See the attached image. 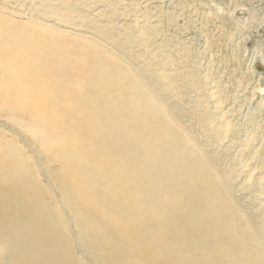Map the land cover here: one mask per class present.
Listing matches in <instances>:
<instances>
[{"label":"bare ground","instance_id":"1","mask_svg":"<svg viewBox=\"0 0 264 264\" xmlns=\"http://www.w3.org/2000/svg\"><path fill=\"white\" fill-rule=\"evenodd\" d=\"M6 16L0 114L38 149L80 248L101 264H264V208L236 198L249 157L225 171L201 141L211 129L185 127L118 56ZM167 73L164 92L175 91ZM19 145L0 133V264H84L63 206Z\"/></svg>","mask_w":264,"mask_h":264},{"label":"rangeland","instance_id":"2","mask_svg":"<svg viewBox=\"0 0 264 264\" xmlns=\"http://www.w3.org/2000/svg\"><path fill=\"white\" fill-rule=\"evenodd\" d=\"M0 13L93 40L118 56L154 85L185 127L199 134L211 129L201 141L225 171L240 154L249 157L236 198L264 208V0H0ZM166 73L175 91L164 92ZM12 123L0 114V133L34 157L39 180L62 207L38 149ZM215 127L223 128L221 138ZM63 209L72 253L84 264H101L79 247L74 220Z\"/></svg>","mask_w":264,"mask_h":264}]
</instances>
